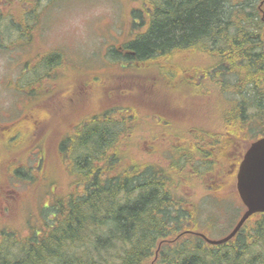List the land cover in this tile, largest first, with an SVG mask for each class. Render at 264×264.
<instances>
[{"label":"trees","instance_id":"obj_1","mask_svg":"<svg viewBox=\"0 0 264 264\" xmlns=\"http://www.w3.org/2000/svg\"><path fill=\"white\" fill-rule=\"evenodd\" d=\"M23 1L34 7L16 8V16H20V20L14 15L8 16V20L14 21L9 36L14 39L10 38L12 41L26 38L31 42L38 8L46 0ZM141 1L145 8L144 15L138 12L139 17L133 24L136 37L123 45L128 51L127 61L136 65L139 74L149 72L155 65L160 67L155 77L166 82L167 72L178 69L175 63L170 62L173 53L179 48L201 47L214 60L213 64L202 67L201 74L207 80L215 76L212 81L217 85L228 84L227 100L232 106L225 120L231 122V126L225 125L220 129L222 131H216L214 138L218 142H204L202 139L205 137H213L211 133L191 132L192 128L183 120L169 122L163 115L172 114L166 111L163 102L156 99L140 100L146 115L135 111V124H130L127 116L131 108L116 102L111 94L107 93L108 105L102 109L95 105L91 110L87 104L89 99L77 101L68 107L71 117L64 127L59 153L70 160L71 154L75 156L72 173L76 180H83L79 186L84 194L58 198L51 217H44L43 236H16L13 243L19 249L18 253L9 259L7 252L1 258L3 247H0V264H151L155 261L158 245L163 244L160 241L180 232L182 214L178 205L183 202V196L176 192L183 185H192L191 172L185 175L183 167L188 165L197 174L193 163L199 158L202 171L197 176L204 178V168L210 165L209 171L214 158L217 164H222L217 190H228L233 184V177L223 169L233 160L228 161L225 152L215 153V147L224 148L223 144H217L233 135L243 140L246 128L253 120L261 123L258 127L264 126V6L261 5L264 0H253L250 7L244 0ZM0 36L5 37L3 34ZM111 52L113 57L110 58L115 60V65L123 68L128 63L119 62L121 57H117V49L113 48ZM59 59L57 56L46 62L52 75H57V67L63 64ZM56 63L58 66L54 69ZM195 68L199 70V67ZM47 73L43 69L38 71L37 78L28 83L31 85L29 89H37L38 84L42 86ZM180 75L186 77L182 71ZM99 81L104 89V85H109L108 80L100 78ZM22 88H26V84L21 80L17 90ZM119 92L132 94L137 90L129 88L124 92L119 89ZM98 102L99 99L94 101L95 104ZM149 119L152 121L148 134L141 135L139 139L133 133V144L141 147L145 140L156 154H159L161 146H166L167 155L162 154V157L171 161L166 167L144 163L117 147L129 126L136 129L140 123L142 127ZM22 121V127L11 137L17 142L25 131L31 130L27 133L29 148L26 152L13 154L15 158L9 162V169L15 167L16 175L28 176L26 163L27 156L32 153L34 139L31 132L35 126H30L27 120ZM250 126L252 130L257 128L256 125ZM66 134L68 137L65 138ZM185 140L188 142L180 146ZM129 144L132 143L125 145ZM229 148L228 144L227 150ZM32 160L35 158L31 157ZM68 200L70 203L66 204ZM258 215L262 220L241 234L247 222L236 236L237 243H232L231 247L223 248L222 245L220 252L197 244L191 245L192 248L189 245L176 247L172 249L173 264H264V213ZM6 236L14 237L11 233Z\"/></svg>","mask_w":264,"mask_h":264},{"label":"rangeland","instance_id":"obj_2","mask_svg":"<svg viewBox=\"0 0 264 264\" xmlns=\"http://www.w3.org/2000/svg\"><path fill=\"white\" fill-rule=\"evenodd\" d=\"M48 1L49 0L42 1V6L38 8L40 14L35 21L34 34L30 42L26 38L12 41L14 39L9 35L10 32L13 31L14 21L11 22L10 18L8 20V16L12 17L14 15L15 19L18 18L20 20V16H16L15 9L19 7L33 9L34 6L25 3L23 0H18V2L16 0L12 2L0 0V35L3 34L5 36H0V41H4L3 43L6 42L10 47V49H6L3 44H1L2 46L0 47V124H3L0 125V154H4L1 150L7 151L6 145H9V154L26 152L28 150V130L25 131L23 137L17 142L13 141L11 137L12 133L23 125V121L18 120L22 118L23 113L25 114L27 112L28 114L31 111L33 117L28 122L30 126H33L39 122L41 118V109L47 110V108L50 109V107L55 108L54 96H45V88L52 87V81L45 80V87L38 84V90H41L42 87L43 90L38 91L36 89L35 94H31L32 97H36L37 100H40V102L36 104H34L33 98H29V95H26L25 88H23V91H20L16 89V86L19 80H22L24 84L30 83L37 78V72L42 71V69L44 72L51 73L49 76L53 78L52 70L46 66V62L55 59L57 56H60L59 62L63 63V65L56 69V78L62 81L63 85L74 86L76 88V96H86V98L89 99L87 104L90 106L91 110L95 105H99L101 109L107 106L106 95L108 93L114 96L116 102L131 108L127 112V116H129V123L135 124L137 122L133 117L135 111L142 114L146 110L145 106L140 103V100L143 98L149 101V98L152 96V99L162 101L170 109L172 115H163L169 122L183 120L186 125L192 127L196 126L198 130L207 131L211 134L218 131L226 122L225 115L228 114L231 104L230 101L227 100L228 95L226 94L228 90L223 91L221 94V85H217L211 80L200 81V75H198L197 78L195 76L193 79L195 80L194 83L198 85V87H195L192 85L193 82L191 83V81L186 80V78L180 75L182 70L187 76L189 74L187 71H190L192 68L204 67L211 64L213 59L208 57V55H210L209 53H203L197 49H192L191 51H178L173 57V61L175 67L178 68L182 66L184 69L178 68L168 71L166 82L155 77V74L158 73L160 69V67L158 68L156 65L154 69L151 68L149 72L139 74L137 73L136 66L122 68L115 65L113 61H110L112 60L109 57V51L111 49L117 48L120 44L124 45V43L132 41L136 37V31H133L131 28L132 17L130 13L133 9L142 8V2L134 0H51L47 6H44ZM251 1L253 0H244V3H247L250 7ZM32 24L34 23L32 22ZM106 50L107 54L105 55ZM26 66H28L29 70ZM28 71L31 73H28ZM79 76H81L80 78L82 80L85 79V81H80L78 79ZM140 77L144 80L139 79ZM100 78L109 81V85H104L105 89L100 85ZM164 82L165 85L162 87L167 90L165 92L159 91L153 95L152 93L154 90H157L158 85ZM224 85L225 84H223V86ZM226 86H228V84ZM29 87H31V85H29ZM129 88H135L137 92L132 94L119 92V89H123V91L126 92ZM31 90L33 91L34 88ZM62 94L68 95L64 92H62ZM102 96L104 97L103 100ZM92 98H94V100ZM67 99L69 100L70 107L76 102L74 95H70ZM96 99H99V102L95 104L94 101H96ZM216 99L217 102L215 104ZM236 101L235 98V102ZM225 104H227V106ZM210 105L214 107L209 108ZM65 110L67 113L70 111L69 108ZM144 114L146 115L145 112ZM151 121L152 120L149 119L147 124L142 127L139 123V125H136V129L129 126L130 133L125 137V141L132 144L119 145L117 147L119 150L125 153L128 152V154L144 163L166 167L169 162H171L168 158L162 157V154L164 156L167 155L168 150L166 146H161L160 151H158L159 154H156L154 148L145 140L141 143V147L133 144V133L137 134L139 139L141 135L146 136ZM9 123L12 124L9 125ZM67 124L68 120L63 119L62 125L66 126ZM250 124L256 125L257 128H253L252 130ZM250 124L248 128H246L245 138L236 141L237 148H233L235 149L234 154H238L242 151L244 152L250 142L264 134V126L258 127L259 124H261L259 121L253 120ZM43 130H45V128H41L40 125L35 130H32L31 135L34 141L39 138V142H43V136H41ZM203 140L217 142V139L213 137L204 138ZM137 141L139 140H136V142ZM39 148L50 156L51 160L60 161L59 157L56 155L58 154L57 151H59V147L53 145L52 139L44 146L45 149L41 146L35 147L32 145L31 151H36V153H38L37 149ZM74 159L75 156L71 154V161L73 164ZM69 166L73 171L71 162L67 160L66 162L62 161L59 165V170L55 169L50 173L52 178L59 181V188L58 185H56L57 187H55L52 192L51 188L45 187V182H51V180L47 179L37 184V186L31 187L24 196L26 201L31 203L34 202V205H36L45 192V199H42V201L47 202L48 207L43 208L41 216L43 215L45 218L48 216L51 217L50 213L55 207L53 197L58 193L63 199L67 197L68 194L73 195V193H81L83 191L77 192L75 190L77 186L78 189H81L79 183L83 180L80 178L75 180V177L72 176L73 174L68 168ZM210 167L211 166L208 165L204 170L207 172ZM193 168L198 171L197 174L193 173L192 168L188 165L183 167L185 175L191 172L192 185H183L178 188L176 193L183 196V202L187 205L197 204L200 208L199 215L195 218V222L199 228L206 229L208 226V218H211L216 224L208 230V232L212 230L211 233L213 235L210 237L221 238L232 229L245 210V206L236 191V186L234 187L232 185V189L228 190H217L218 173L214 176H210V173L206 174L204 178L197 176L199 172L202 171L199 158H196L194 161ZM74 181L77 186L74 185ZM20 188L26 190V186L22 184H20ZM171 189H174V186ZM82 194H84V192H82ZM69 203L70 201L68 200L66 204ZM192 207L193 205L186 206L185 214H187L189 210H193ZM261 220V215L255 216V218L249 221L247 227L243 229L241 234L246 233L250 227L253 228L255 223ZM13 227L14 229H6L5 231L13 234L14 237L12 236V238H10L9 236L7 242H0V247H3L1 258H3V256L5 257L7 252L9 253V259L18 253L19 249L16 248L15 243H13L16 236L27 237L30 234V236L34 235L36 238H41L43 236L45 223H43L40 218H37L31 220L29 224L17 223ZM1 235L2 233L0 232V237ZM186 239L195 238L186 236ZM236 239L237 237L235 236L224 244L202 248L220 252V248L231 247L232 243L236 244ZM182 242H186V240ZM191 245H189V247ZM183 246L185 245L179 247ZM15 260H17V258L14 259V261Z\"/></svg>","mask_w":264,"mask_h":264},{"label":"flooded vegetation","instance_id":"obj_3","mask_svg":"<svg viewBox=\"0 0 264 264\" xmlns=\"http://www.w3.org/2000/svg\"><path fill=\"white\" fill-rule=\"evenodd\" d=\"M128 53V52H127ZM48 94L52 95L53 92L55 93V96L60 97L61 93V83H56L54 86L47 88ZM63 102L62 100H58L55 102V105L57 106H62ZM64 105V104H63ZM186 142V141H184ZM244 153L240 154V161H234L230 163L229 165L225 166L223 169H226L231 175L236 176L237 170L239 167V164L243 158ZM13 160L12 156L5 155L0 157V224L1 223H8L9 222H15L19 221L22 216V210H23V197L21 195H14L11 200H9V188H8V178H9V162ZM220 168V164L216 165L215 162H213V168L216 170ZM221 171V170H220ZM210 173V172H208ZM212 175V174H211ZM193 205L192 209L189 210L187 214H185V207ZM177 206V204H176ZM181 209L182 216L180 217L182 225L180 226V232L176 234L175 236L173 235L172 237H167L164 239L163 245H167L168 243H178L180 241V238L183 236H192L195 239H187L186 242H179L178 246L181 245H191V244H197V245H208L211 247H214L218 244H210L207 242V240L201 235V233L205 234L206 236L210 237L208 235V230L209 228H212L216 223L211 219L208 218V226L206 229H201L195 222V218L198 217L200 208L198 207L197 204H186L184 202L180 203L178 205ZM203 242V244H202ZM175 247V248H176ZM174 248V249H175ZM172 248L171 245L169 248H165L161 252L155 251L154 256L156 257L155 264H173L171 262V255H172ZM176 264V263H175Z\"/></svg>","mask_w":264,"mask_h":264},{"label":"water","instance_id":"obj_4","mask_svg":"<svg viewBox=\"0 0 264 264\" xmlns=\"http://www.w3.org/2000/svg\"><path fill=\"white\" fill-rule=\"evenodd\" d=\"M236 185L247 210L229 235L220 240L208 239L211 243L230 240L251 215L264 212V137L253 142L245 153L238 169Z\"/></svg>","mask_w":264,"mask_h":264},{"label":"bare ground","instance_id":"obj_5","mask_svg":"<svg viewBox=\"0 0 264 264\" xmlns=\"http://www.w3.org/2000/svg\"><path fill=\"white\" fill-rule=\"evenodd\" d=\"M237 236V235H236ZM227 242V241H226ZM228 242H229V240H228ZM225 242H223V243H220V244H224Z\"/></svg>","mask_w":264,"mask_h":264}]
</instances>
